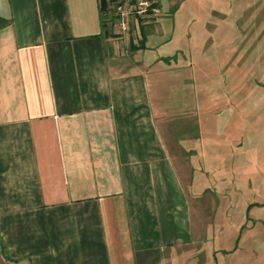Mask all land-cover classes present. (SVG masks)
Returning a JSON list of instances; mask_svg holds the SVG:
<instances>
[{
  "label": "crops",
  "instance_id": "obj_1",
  "mask_svg": "<svg viewBox=\"0 0 264 264\" xmlns=\"http://www.w3.org/2000/svg\"><path fill=\"white\" fill-rule=\"evenodd\" d=\"M161 11L138 42L99 0H0V264H220L197 56Z\"/></svg>",
  "mask_w": 264,
  "mask_h": 264
},
{
  "label": "rangeland",
  "instance_id": "obj_2",
  "mask_svg": "<svg viewBox=\"0 0 264 264\" xmlns=\"http://www.w3.org/2000/svg\"><path fill=\"white\" fill-rule=\"evenodd\" d=\"M159 1L163 30L176 28L170 46L197 56L191 113L197 139L207 145L202 201L213 206L215 263L264 264V0ZM140 23L126 33L138 42ZM156 30H146L155 59L171 37ZM166 83L167 93L175 84ZM183 99L178 92L166 104L184 106Z\"/></svg>",
  "mask_w": 264,
  "mask_h": 264
},
{
  "label": "built area",
  "instance_id": "obj_3",
  "mask_svg": "<svg viewBox=\"0 0 264 264\" xmlns=\"http://www.w3.org/2000/svg\"><path fill=\"white\" fill-rule=\"evenodd\" d=\"M106 21L115 23L120 33L126 34L140 27V22L152 13L159 12L158 0H114L109 2ZM109 14H112L109 16ZM108 16V17H107ZM113 19V20H112Z\"/></svg>",
  "mask_w": 264,
  "mask_h": 264
},
{
  "label": "trees",
  "instance_id": "obj_4",
  "mask_svg": "<svg viewBox=\"0 0 264 264\" xmlns=\"http://www.w3.org/2000/svg\"><path fill=\"white\" fill-rule=\"evenodd\" d=\"M114 0H99V4H100V10L103 13H106L109 10V2H112ZM105 22H107L105 20ZM112 34H114V32H112Z\"/></svg>",
  "mask_w": 264,
  "mask_h": 264
}]
</instances>
